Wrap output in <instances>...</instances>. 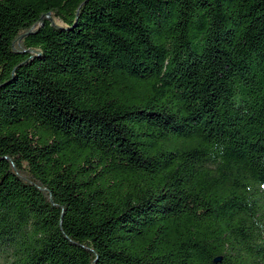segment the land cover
<instances>
[{"label":"trees","instance_id":"trees-1","mask_svg":"<svg viewBox=\"0 0 264 264\" xmlns=\"http://www.w3.org/2000/svg\"><path fill=\"white\" fill-rule=\"evenodd\" d=\"M0 264H264V0H0Z\"/></svg>","mask_w":264,"mask_h":264}]
</instances>
